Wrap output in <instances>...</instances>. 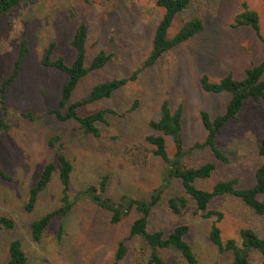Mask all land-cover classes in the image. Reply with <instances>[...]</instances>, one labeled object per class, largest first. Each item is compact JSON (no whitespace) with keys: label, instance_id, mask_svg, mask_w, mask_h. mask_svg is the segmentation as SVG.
I'll use <instances>...</instances> for the list:
<instances>
[{"label":"rangeland","instance_id":"374dc122","mask_svg":"<svg viewBox=\"0 0 264 264\" xmlns=\"http://www.w3.org/2000/svg\"><path fill=\"white\" fill-rule=\"evenodd\" d=\"M244 3L257 13L262 40L250 27H231ZM162 14L155 0H21L17 7L0 16V117L4 105L7 114L3 119L9 126L0 129V168L11 178L10 182L0 178V216L15 222L10 230L0 228V264L6 263L7 247L13 239L21 241L26 264H111L117 242L127 237L131 223L138 218L136 211L112 225L107 211L87 201H77L68 215L50 221L40 240L33 241L30 237L29 224L61 205L58 147L73 167L71 196L107 175L104 197L117 201L126 195L148 200L163 182L166 168L161 159L152 155L153 148L145 140L157 134L148 123L159 118L162 102L168 100L171 109L183 106L181 137L188 149L206 136L200 112L214 118L224 112L229 100L226 93L204 92L199 84L201 75L216 82L230 73L240 80L247 69L264 58L261 0H191L188 8L175 17L168 35L172 37L184 21L192 18L202 21L201 33L165 54L155 66L144 69L136 81L114 92L109 99L77 110L81 117L100 109L114 112L107 114L106 124L98 125V138L85 135L75 120L62 122L48 114L59 109L60 92L67 80L62 72L41 65L51 43L55 44L51 59L61 57L70 65L75 58L70 41L77 24L84 23L88 26L85 65L90 64L99 50L113 54L104 69L87 74L79 82L71 102L80 101L94 85L128 77L142 66ZM23 40L28 52L16 79L3 95V83L14 69ZM135 104L136 108L127 112ZM28 113L33 119L22 116ZM263 120L262 104L246 100L237 119L226 124L216 138L217 147L230 162L216 163L215 173L210 179L197 182L198 187L208 190L218 180L233 178L239 180V189L253 185L256 168L264 164V157L257 153ZM51 139H54L52 146ZM164 139L167 154L172 158L175 151L172 139L166 136ZM184 161L187 166L197 167L212 158L207 149H196ZM49 162L56 168L52 181L39 195L34 210L27 213L24 205L29 190ZM182 194L178 180L166 182L161 200L148 219L147 230H161L168 235L176 226L186 224L190 228L186 240L197 264H231V255L219 253L208 238L215 217L203 219L191 209L181 215L168 210V198ZM258 200L264 201V195H259ZM209 209L222 213L216 225L223 243L235 240L239 244L238 232L244 228L264 238V217L254 215L238 198H214ZM60 227L62 234L58 239ZM126 245L128 252L122 264H147L151 250L141 239H128ZM154 253L166 264L178 261L172 249ZM260 263L259 255H250V264Z\"/></svg>","mask_w":264,"mask_h":264},{"label":"trees","instance_id":"16d2710c","mask_svg":"<svg viewBox=\"0 0 264 264\" xmlns=\"http://www.w3.org/2000/svg\"><path fill=\"white\" fill-rule=\"evenodd\" d=\"M21 0H0V16L6 15L19 5ZM110 1V0H104ZM263 10H264V0ZM191 0H155V4L163 11L161 19L156 24L151 38L150 49L142 63V66L128 77L114 78L104 83L94 85L88 96L80 101L71 102V97L79 82L89 73L100 71L105 68L113 57L112 53H105L99 50L92 58L88 66L85 65L86 44L88 40V26L78 23L75 27L70 46L75 52V58L70 65H67L63 58L51 59L55 44L51 43L47 48L41 61L43 67L53 68L66 75L67 80L60 92L59 109L50 110L48 114L56 117L57 120L65 122L75 120L79 124V129L85 135L98 138L100 131L99 124H106L107 114H114L110 109H100L86 116H78L77 110L83 106L109 99L112 94L128 83L137 80L138 75L146 68H151L167 53L176 47L188 42L195 35L204 30L202 21L192 18L184 21L178 31L169 37V29L175 17L183 13L190 5ZM232 28L250 27L255 35L262 40L259 28V18L257 13L248 9L244 3L243 10L238 13L231 25ZM28 48L26 41L20 44L18 57L14 64L11 75L4 81L2 93L17 77L19 66L26 56ZM201 89L206 93L229 95L225 110L222 114L211 118L205 111L200 112V122L206 132L205 139L201 143H195L192 147L185 149L181 137L183 106L180 104L175 109H171L169 101L164 100L160 106L159 118L148 123L149 128L156 132V135L146 137V142L152 146V155L161 159L165 165L163 182L154 189L148 200L142 201L123 195L117 201L104 197L108 184V176H102L96 184L89 185L85 190L79 191L71 196V174L73 167L71 162L63 155L62 148L58 147L56 157L58 160V180L61 185V205L33 220L29 224V233L33 241H38L43 236L50 221L56 217L68 215L77 201H87L97 208H101L110 214L109 222L114 225L127 217L131 211H136L138 218L130 225L126 238L116 244L111 264H122L127 255L126 241L131 238L141 239L151 250L147 264H166L163 259L154 253L155 250L172 249L177 253L178 261L173 264H197L198 260L193 252L191 244L186 240L190 228L186 224L176 226L168 235L157 230L149 232L147 230L148 219L152 210L159 204L162 193L166 187V182L171 179L179 181L182 188V195L168 198L166 206L174 215H181L186 210L191 209L192 213L199 215L203 219L215 217L216 222L222 218V213L212 211L209 206L214 198L223 196H233L238 198L243 205L249 208L254 215L264 217V201H259L258 196L264 195V164L258 166L254 172V183L246 189H239L237 178L229 180H218L210 189H202L197 186V182L206 181L212 177L216 171V163L228 164L230 162L226 153L217 147L216 138L220 130L229 122L236 120L242 110L243 104L250 99L253 102L262 104L264 110V58L255 66L245 71L244 78L236 80L232 74L228 73L216 82L211 81L207 75H201L199 79ZM3 99V98H2ZM3 105V103H2ZM3 117H6L7 110L3 105ZM136 108L133 105L127 112ZM65 110V113L63 111ZM25 118L33 119L32 114H23ZM3 117H0V129H8V124ZM263 135L257 146V153L264 157V120L261 124ZM170 137L174 144V154L170 158L166 151L164 137ZM50 145L54 139L50 140ZM196 149H207L212 161H207L200 166L191 167L184 164L186 156ZM55 165L47 163L36 182L29 190L24 210L31 213L37 203L39 195L51 183L55 172ZM0 178L10 182L11 178L0 168ZM215 223L209 229L208 238L219 253H229L231 264H250V255L256 253L260 256L261 263L264 264V238L260 237L250 228L241 229L238 232L240 243L235 240H221L220 230ZM15 226L13 219L0 216V228L12 229ZM58 239L62 234V227L58 231ZM8 258L5 264H26L27 256L22 249L19 239H13L7 247Z\"/></svg>","mask_w":264,"mask_h":264}]
</instances>
